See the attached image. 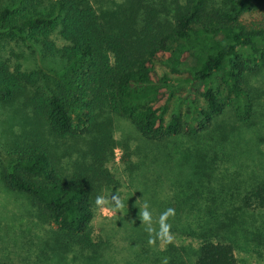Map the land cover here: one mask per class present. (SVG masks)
Instances as JSON below:
<instances>
[{
	"label": "trees",
	"instance_id": "1",
	"mask_svg": "<svg viewBox=\"0 0 264 264\" xmlns=\"http://www.w3.org/2000/svg\"><path fill=\"white\" fill-rule=\"evenodd\" d=\"M102 1L0 0V106L23 112L7 118L20 123L5 138L0 181L50 227L42 264L68 254L106 264L119 234L121 264H239L220 223L188 221L191 203L180 199L175 158L203 166L173 146L201 140L228 112L238 122L252 120L250 78L264 70V0ZM24 49H38L59 70L25 69ZM158 62L187 76L172 84L158 74ZM179 90L185 92L167 120ZM118 122L137 138L115 139ZM117 147L132 191L119 198L125 207L116 211L118 230L103 239L94 232L95 201L103 196L114 208L121 195L109 168ZM148 165L163 178L154 193L163 200L150 197L153 206L137 183ZM145 203L151 232L139 214ZM243 208L264 210V180L250 186ZM167 209L174 211L162 218ZM163 224L170 225L168 238L158 235Z\"/></svg>",
	"mask_w": 264,
	"mask_h": 264
},
{
	"label": "rangeland",
	"instance_id": "2",
	"mask_svg": "<svg viewBox=\"0 0 264 264\" xmlns=\"http://www.w3.org/2000/svg\"><path fill=\"white\" fill-rule=\"evenodd\" d=\"M120 1L122 0H103L102 4L103 7L112 6L113 2ZM57 37L54 36L55 39ZM57 43L63 45L58 39ZM24 51L22 63L25 69H42L48 74H52V70H59L52 61L42 58L38 49L34 52L25 49ZM155 68L161 77H167L172 84L187 76L185 73H171L159 62ZM250 85L256 99L252 120L247 123L238 122L228 112L217 120V125L204 134L201 140L189 142L178 139L173 150L189 152L188 154H192V160L194 158L202 164L203 169L196 170L190 161H184L176 156L174 173L179 184L180 199L191 203L188 221L193 224L220 223V234L231 239L236 246L235 254L239 264H264V210L243 208V197L250 186L264 180V70L250 78ZM184 92L185 90H179L175 93L166 116L167 120L175 111L176 101ZM185 108L186 104L182 103L181 109L184 111ZM13 115L15 118H23V112L18 113L17 106H0V159L4 158L5 154V138L19 128V119H15V124L7 121L8 116ZM118 123L115 139L121 141L127 135L133 139L137 138L128 125ZM121 158L122 150L117 147L114 151V161L109 165L111 173L122 184V188L117 192L121 195L117 198H123L132 191L128 185L129 181L124 176ZM160 175L159 168L148 165L141 172L137 182L140 187L139 193L145 196L144 199L150 206L152 204L150 197L157 202L163 200L157 198L159 194H154L163 180ZM106 201L104 210H97L93 222L95 235L102 236L103 239H109L115 228L118 230V213L112 211L111 200ZM142 210L139 209V214ZM151 210L154 211L155 208ZM49 232L48 225L39 223L33 217L27 198L22 194L8 191L0 181V259L8 264L44 263L41 250L48 249L46 240ZM119 235L112 238L111 250H107L106 264H121L123 243L121 234ZM185 242L196 244L191 238L185 239ZM47 252L49 253V250ZM56 261L58 264H84L78 254L66 255L63 262ZM101 263L104 264L103 260Z\"/></svg>",
	"mask_w": 264,
	"mask_h": 264
},
{
	"label": "clouds",
	"instance_id": "3",
	"mask_svg": "<svg viewBox=\"0 0 264 264\" xmlns=\"http://www.w3.org/2000/svg\"><path fill=\"white\" fill-rule=\"evenodd\" d=\"M115 200V207L112 209V211H119L125 207L124 203L117 197H113ZM98 210L103 211L104 206L107 204L106 199L103 196H97L95 201ZM173 209H167L165 213L162 214V218L168 216L169 213H172ZM140 216L142 217L143 223L146 225V228L149 232L153 231L152 228V217L150 212V206L145 203L143 210L140 212ZM170 228V225L163 224L161 225L159 229L158 235H160L161 238H168V229ZM163 264H167V260L165 259Z\"/></svg>",
	"mask_w": 264,
	"mask_h": 264
}]
</instances>
